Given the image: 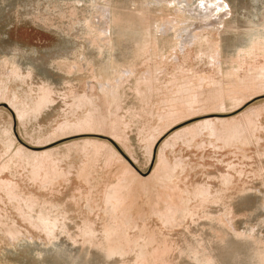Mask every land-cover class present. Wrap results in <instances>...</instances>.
Here are the masks:
<instances>
[{
    "label": "rangeland",
    "instance_id": "obj_1",
    "mask_svg": "<svg viewBox=\"0 0 264 264\" xmlns=\"http://www.w3.org/2000/svg\"><path fill=\"white\" fill-rule=\"evenodd\" d=\"M215 3L216 6L209 11L204 9L205 6ZM174 4L178 6L183 4L184 9H181V12H174L172 8ZM150 12L155 15L156 20L167 26L169 22L177 20L182 22L185 19V22L191 24L194 34L198 35L200 33L197 31L210 25L211 29L228 31L220 34L223 52L227 54H236L240 47L264 33V30L260 29L264 25V0H0V60L16 56V61L18 59V63L20 62L25 70L32 72L34 80L39 82L50 79L51 84L61 92L59 97L55 96V102L45 107V110L39 109L25 119L18 117V114L7 105V100H0V168L6 166L10 169L4 174V178L9 179L13 174L26 172L23 174L24 180L32 183L29 181L33 167L27 158L16 156L20 148L29 154L51 152V159L56 162V170L59 168L57 172H64L68 178L77 180L82 173L94 175L93 186H88L89 198L96 203L97 210L102 211L105 202L103 192L106 191V187L118 182L129 167L141 180L148 183L147 193L139 186L133 187L132 201L142 206L135 215L140 214L141 218L148 215L149 205L146 202H152L154 208L168 196L174 195L175 201L178 202L180 196L188 199L187 192L193 194L198 185L211 186L213 193L216 192L223 197V202L206 205L205 209L201 208L203 211L200 209L199 217L195 220H186V224L180 225L183 228L178 226L170 233L178 251L175 250V254L173 253V264L174 262L196 264L187 257V253L199 246L207 253L211 252L217 264H260L259 249L253 236L264 240V71H262L264 55L255 59L247 66L248 68L245 67V71H240V76L245 77L247 82L235 88L234 92L233 78L228 76L225 66L222 74H219L206 62L189 61L190 75H196V80L194 79L187 88H179L177 85L174 88L172 86L167 88L168 90L166 88L162 91L155 90L154 93L150 92L151 94L147 92L143 100L131 86L136 85L140 78L145 80L147 73H150L144 63L140 62L136 75L130 78L129 82L121 84L120 92L125 97L118 103L119 105L110 103L101 96L102 99L99 93L93 90L90 94L98 97L96 102L84 98L86 87L84 84H78V80L83 78L85 82L86 74L75 73L68 76L57 66L62 59L73 58L72 55L79 51L88 50L85 52L86 56L94 58L98 64H106L108 60L114 63L122 60L123 56L131 55L135 50L134 41L143 37L147 27L144 14ZM86 16L90 17L92 25L98 31L108 29L109 26L108 35L112 40V48L109 51L105 48L100 54L90 45L87 40L88 28L84 18ZM105 17H109V20ZM98 55L101 58H98ZM175 58L178 59V55L172 56L168 66L162 68L164 73L161 70L155 72L165 84L171 81L169 72L175 70L177 65ZM41 72L44 75L40 74ZM200 77L204 78L202 83ZM65 81L74 82L78 90L77 96L80 98L76 96L77 100L67 99L70 92L64 85ZM11 89L18 87L12 84ZM189 89L191 92L188 93ZM142 90L146 91V87ZM145 97L147 101L144 100ZM120 105L121 107H118ZM244 113L248 116L251 113L250 117L256 124H253L251 134L231 139L228 132L242 124L245 120L242 118ZM237 124L238 126H235ZM211 130L216 132L215 136H211L210 133L213 132ZM254 133L256 136L252 135ZM187 142H190L189 145ZM216 147L221 148L215 150ZM112 155L117 156L112 158ZM161 159L168 160L172 165H180L174 174L173 185L172 181L164 185L152 179ZM241 170L243 173L239 175ZM229 174L235 177V186L224 188L222 179ZM30 186L36 188L33 183ZM175 187H179L180 190H176ZM0 197L4 198L3 202L0 200V264L122 262L118 257H108V260H105L107 255L102 250L83 246L81 238H77L80 243L73 244L67 235L66 237L62 235L60 240L50 244H44L38 239L22 238L9 245L7 238L10 235L21 238L22 232H25L23 230L27 229L28 225L14 210L15 207L5 193L0 194ZM6 206H9L8 209L14 214L11 218L1 211ZM21 206L27 210L24 203L17 207ZM228 207L233 210L232 218L238 234L227 233L226 227L219 222V217ZM64 208L66 212H70L71 217V222H67L68 230L72 232V236H78L80 231L77 230L83 220L81 217L86 215L85 206L78 207L68 202ZM201 212L209 213L211 217L200 219L201 215L203 217ZM93 218L96 221L95 217ZM96 223V229L101 231L102 222L97 220ZM152 225L167 233L157 219L153 220ZM232 241L238 245H234ZM100 258L105 263H101Z\"/></svg>",
    "mask_w": 264,
    "mask_h": 264
},
{
    "label": "bare ground",
    "instance_id": "obj_2",
    "mask_svg": "<svg viewBox=\"0 0 264 264\" xmlns=\"http://www.w3.org/2000/svg\"><path fill=\"white\" fill-rule=\"evenodd\" d=\"M179 6L176 4L172 5L173 11L181 12L182 11L181 9H184V5L182 4L180 7ZM215 6L216 3L207 5L204 7V9L209 11ZM144 16H145V22L147 24V27L145 28L146 30L141 39H136L134 41L135 50L133 53L131 52L132 53L131 55L129 54L130 56L129 55L123 56L122 60L119 58L120 60H117L114 63H111V61L108 60V62L106 61V64H98L96 60L90 56V53L89 56L91 58L87 57L85 52H87L88 50L84 52L83 51L76 52L72 55L73 58L70 59L62 57L64 59H62V61L59 62V65L57 66L66 75L70 76L75 73L86 74L85 77L87 78V80L85 82L83 81V78L78 80L79 82L78 84H84L86 87L84 91L85 92L84 98L90 99L92 102L95 101L96 98L98 97L91 96L90 93L91 90H93L98 92L100 97L102 96L104 99L106 98L110 103H116L115 105H117L118 103L122 102L125 95H123L120 92L121 84H123L124 82H129L128 80L136 75V73L139 70L138 64L140 62L144 63V66L150 71V73H147L148 75H146V78L144 77L145 80L143 78H140L138 79L136 85L132 84L131 86L133 88V91L139 95V98L142 97L141 98L142 100L147 92L152 93L155 90L162 91L165 88L167 89L170 88L171 86L174 88L177 85L180 86L179 88H187L189 84H191L196 77V75H190L191 70L189 69L190 68L189 61H195L199 63L206 62L210 66V68L212 67L213 69H216L219 72V74H222L221 72L224 71L223 66H225L227 68L226 70L228 76L233 78L232 80L235 86L233 85L232 88L234 87L233 90L234 92L235 88H239L240 86H243L247 82L246 81L247 79L245 80V77L240 76V71L242 70L245 71L246 69L245 67L250 66L255 59L257 60V58L262 57L264 55V33L251 39L247 45L240 47L237 50L236 54H227L223 52V48H222L223 43L220 41V34L223 35L228 31L221 32L214 28L211 29L210 27L211 25H210L197 31L198 33H200V35H198V34H194L195 31L192 30L191 24L189 22H185V19L182 22H179L178 20L177 22L176 21L174 22L172 21L171 23L169 22V26H167L165 23H162V21L156 20L155 15L151 12L148 14H144ZM84 18L86 21L85 24L87 25L86 27L88 28V32H89V33L87 32L88 34L87 40H89L90 45L94 46L100 52V54L103 52L105 48H107L109 51V49L112 48V40L111 37L108 35L109 26L108 29L105 30L103 29L101 31H98L92 25L90 17L86 16ZM107 18L105 17L106 20H109V17ZM261 18L263 17L261 16ZM260 29L264 30V25H262ZM174 55L175 56L178 55V59L175 58L177 59V61L173 60L176 61L177 65L176 67L174 66L175 70L172 71L170 70L169 72L171 81L165 84L159 78L160 75H156L155 72H157V70H161L162 73H164L162 68L168 66L169 62H171L172 60L171 57ZM98 56H99L98 58H101L100 55ZM15 57L12 58L5 57L2 60H0V97H1L0 100H7V105H9L10 108L14 110L16 114H18V117L21 119H25L27 117L29 118L31 113H35L39 109H44L49 104L54 103L55 96L61 95V92L55 88L56 86L54 87L51 84L52 81H50V79L49 80L45 79L47 81L40 79L41 81L39 82H37V80H34V76L32 72L25 70V68L22 67L23 65L21 66L19 64L20 62L18 63V59L16 61ZM128 57L129 58L132 57L131 60H129ZM251 69H247V70L251 71ZM43 72H41L40 74H42ZM218 72H216V74ZM200 78L202 83L204 78L202 77ZM73 81L64 82V85L67 86V88L69 89L68 91L70 92V94L67 95V99L68 98L75 99L77 96L78 90L76 89ZM214 82H216V80ZM229 82L230 80L228 81V83ZM12 84L17 85L18 89H11ZM143 87H146V91L142 90ZM190 90L191 89H189L188 93L191 92ZM78 98H76V100ZM144 100H146V97L144 98ZM5 102L2 103L4 104ZM118 107H121V105ZM249 114L251 115V113ZM250 115L248 116L247 113L246 114L244 113L242 118H244L245 120H243L242 124L239 127H234L233 130L231 129L232 132L231 130L230 132H228V134L231 136V139H235L236 137L242 136L243 134L250 133V131L252 130V126H254L253 124H256L255 121H254L255 123H253V119L252 117H250ZM70 124L71 123H67V125ZM235 126H238V124ZM211 131H213L212 133H210L211 136L212 135L215 136L216 132L214 133V130ZM252 135L256 136L255 133ZM191 142H193V139L191 140ZM217 148L218 147H216L215 150H217ZM220 148H218V150ZM153 149L154 147L151 150L153 151ZM51 154H52L51 152L29 154L22 148H20L16 153V156L18 157L27 158L28 163L33 167L32 175L30 176L31 179L29 182H32L34 185H36V188L31 187L30 184L32 183L29 184L27 181L24 180L23 174H25L26 172L18 175H14L13 172H11L13 174V175L11 174L12 177L9 179H5L4 174L8 173L10 169L6 166L0 168V194L5 193L10 203L15 207L14 210L21 217V219L28 225V228L26 227L27 229L23 230L25 232H22L21 238L13 237L12 235H10L9 238H7L9 245H12L16 241V239L20 240L22 238L28 240L38 239L42 241L44 244H50L53 241L57 242V240L62 235L64 236L67 235L71 239L73 244L80 243L77 238H81L82 239L81 244L83 246L85 247L88 246V248H97L102 250L107 255V257L105 255L106 257L105 260H108V257L110 258L118 257V259H121L122 261L120 264H173V253L176 250L175 249L176 245L172 237L170 236V233L181 224H186L185 223L186 220L189 219L195 220L197 217H199L200 209L201 208L203 209L206 205L220 204L223 202V197H221L219 194H216V192L213 193L211 186L209 187L208 185H198L196 187V190H194L195 192L193 194L187 192V194L189 195L188 199L181 198L180 196V199L177 202V200L175 201L173 197L174 195L168 196L167 198H165L163 202L157 203L154 208L152 207V202H146L147 205H149L147 214L148 215L150 214V216L147 215L146 218H141L140 214L135 215L139 212L142 206L139 205V203H137L136 201H132L133 187L139 186L143 192L147 193L149 192L148 183L144 180H141V178H139L132 169L127 167L126 171L124 172V175L119 178L118 182L106 187V191L103 192L105 199L104 207L102 211H99L96 208V203L90 201L89 191H88V188L93 186L94 175L89 173L88 174L82 173L80 174V176H78L77 180H72L67 176H65V174H63L64 172L63 173L57 172L59 168L56 170V162L53 161V158L51 159ZM115 156L112 155V158ZM117 158L120 159L119 156ZM93 162L95 163L97 161H93ZM93 162H91V164ZM179 166H180L179 164L172 165L168 160L161 159L160 163L156 166L154 170L152 179L155 180L156 182H160L161 184L163 183L164 185L166 182L172 181L171 185H173V183H175L173 182V180L175 179L174 174L179 168ZM233 168L234 169L238 168V165L236 168L235 167ZM83 172H85V170ZM242 173L243 171L241 170L239 172V175H241ZM234 178L235 177L230 176V174L229 176L227 175L226 177H224V179H222L224 181L223 187L228 188L230 186H235ZM83 179L85 182H83ZM175 188L176 190H180L179 187L178 188L175 187ZM0 200L1 202H3L4 198L0 197ZM68 202L74 203L78 207L81 205L85 206L86 215H84L83 218L81 217V219H83L82 225L78 227L79 230H77L80 231V233L78 236L75 237L72 236L71 235L72 232L70 233V231L68 230L67 222L71 220V217H70V212H66L64 208L66 207V204ZM22 203L25 204L27 210H25V207L23 209V206L17 207ZM9 206H6L5 209H1V211L3 212V214L11 218L14 214L10 212V210L8 209ZM151 207L153 210L151 209ZM217 209H219V207ZM221 209L224 208L221 207ZM232 214H233L232 208L228 207L226 209V212L219 217V222L224 227H226V229L228 230L227 233L230 232V233L238 234L236 226L233 222ZM100 215L101 216L103 215V217L101 218ZM77 216L79 217L78 214ZM201 216L200 219L211 217L210 214L206 212L203 214V217ZM93 217H95L96 221L100 220L102 222L101 231H98L96 229L97 223ZM155 219L160 221L162 227L165 229V231H167V233H165L164 230L160 228L158 229L152 225V222ZM192 224L194 223L192 222ZM181 228H183V226ZM188 230L190 229L188 228ZM186 233L188 232L186 231ZM244 237H245V232H244ZM253 239H255V243L259 249V262L260 264H264V240L256 239L254 236ZM235 244L238 245L237 243ZM184 248L182 250H184ZM236 248L237 246L234 248L235 251ZM226 251H229V249H226ZM176 252L178 251L176 250ZM231 252L229 254H231ZM210 253H207L204 248L199 246V248L191 249L189 253H187L188 254L187 257H190L193 261L196 262V264H217V261ZM190 260H188V262ZM101 263H105V261L104 262L101 261ZM174 264L177 263L174 262Z\"/></svg>",
    "mask_w": 264,
    "mask_h": 264
}]
</instances>
